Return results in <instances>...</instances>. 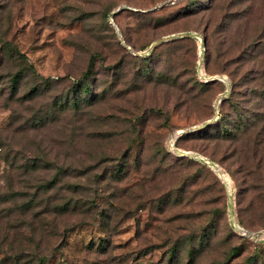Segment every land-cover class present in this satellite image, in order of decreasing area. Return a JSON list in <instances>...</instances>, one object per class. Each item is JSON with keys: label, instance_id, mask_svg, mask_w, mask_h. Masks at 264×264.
I'll use <instances>...</instances> for the list:
<instances>
[{"label": "rangeland", "instance_id": "1", "mask_svg": "<svg viewBox=\"0 0 264 264\" xmlns=\"http://www.w3.org/2000/svg\"><path fill=\"white\" fill-rule=\"evenodd\" d=\"M232 1L0 0V264H264L229 74L264 0Z\"/></svg>", "mask_w": 264, "mask_h": 264}, {"label": "trees", "instance_id": "2", "mask_svg": "<svg viewBox=\"0 0 264 264\" xmlns=\"http://www.w3.org/2000/svg\"><path fill=\"white\" fill-rule=\"evenodd\" d=\"M237 0H233L231 3L235 4ZM226 18V16H223ZM233 17V16H232ZM259 20L257 23H259L260 20H264V13L261 14L259 13ZM245 18V16L243 17ZM240 19V18H239ZM255 23V24H257ZM252 25V24H251ZM264 37V30L262 29L261 31L259 29H255L252 34L246 35L245 38L243 39V49L242 53L246 54L247 50L251 51L250 52V58L245 59L244 56L239 54L237 57H231L230 61L232 63L239 62L240 63L234 68L233 71H229V74L232 78V87H231V93H230V101L235 102L237 98L235 96L239 97V95L246 96L250 90V92L258 94L259 92L264 95V42L262 41L261 38ZM0 42L6 45L11 46L16 52H19L15 46H12L10 42H7L3 39L0 38ZM94 55H92L88 61L86 70L82 74V77L76 81V84H81L83 83V78H86L89 76L91 69L93 67V62H94ZM30 69L32 72L40 77L33 66H30ZM242 71V74H240ZM241 75L240 78L238 75ZM238 77V78H236ZM42 79V78H41ZM50 78H45L42 81L48 82ZM241 87H244V90L241 91ZM80 101V99H79ZM77 103V102H75ZM226 103L225 100H222L221 102V107ZM237 104V103H235ZM232 104V109L235 110L237 108V105ZM258 105L261 104V102H257ZM221 114V112H220ZM243 118V119H240ZM238 119V124L236 125L237 127H241L242 125L246 126V129L248 131H253L256 129L258 123L264 122V117L261 115L258 116H250L249 114L245 113L244 116L240 117ZM247 119L248 121L245 122L244 120ZM194 133H187L185 136L189 137ZM256 137H260V141H262V150L264 152V125L260 127L257 132L254 134ZM100 151V148H99ZM257 158V155H255ZM262 160L264 161V156L262 157ZM258 177L260 178V181L264 185V174L262 175L261 173L257 174ZM247 227V226H246ZM234 232V231H233ZM235 233V232H234ZM236 234V233H235ZM238 235V234H237Z\"/></svg>", "mask_w": 264, "mask_h": 264}, {"label": "built area", "instance_id": "3", "mask_svg": "<svg viewBox=\"0 0 264 264\" xmlns=\"http://www.w3.org/2000/svg\"><path fill=\"white\" fill-rule=\"evenodd\" d=\"M223 80V79H222ZM216 170H219V168H216ZM231 225H232V228H233V230L235 231V232H237L238 234H241V235H247V234H249V232H247V231H245L240 225H239V223L238 222H232L231 223Z\"/></svg>", "mask_w": 264, "mask_h": 264}]
</instances>
